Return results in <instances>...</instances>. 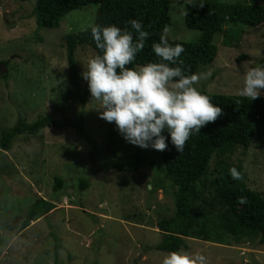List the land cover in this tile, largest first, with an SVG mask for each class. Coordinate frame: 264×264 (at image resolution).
<instances>
[{
  "label": "rangeland",
  "instance_id": "374dc122",
  "mask_svg": "<svg viewBox=\"0 0 264 264\" xmlns=\"http://www.w3.org/2000/svg\"><path fill=\"white\" fill-rule=\"evenodd\" d=\"M169 1L168 40L198 42L201 31L185 24V4L192 0ZM34 4L0 0V60L7 67L0 74V132L19 117L32 122L47 114L67 123L20 134L10 150L0 147V264H161L167 252L156 248L163 237L158 222L175 211L170 181L156 180L160 170L164 173L162 152L142 148L146 157L135 172L109 168L114 161L129 160L135 145L125 141L114 122L99 117L101 104L91 100L82 77L76 86L69 81L64 36L94 25L98 5L71 10L58 27L48 28L39 27ZM235 28L236 33L243 30L232 46L222 43V33L214 35L218 53L212 62L199 65L197 74H204L196 83L200 90L238 95L246 70L264 63V24ZM95 55L88 44L78 46L80 73ZM79 124L96 145L82 136L75 127ZM226 159L234 166L240 163L247 185L264 194V135ZM55 175L69 183L53 198ZM83 176L89 179L85 190L78 188ZM39 196L52 197L54 207L23 226L26 208ZM211 230L208 240L186 237L189 248L181 250L205 255L207 264H264L260 237L236 241L213 224Z\"/></svg>",
  "mask_w": 264,
  "mask_h": 264
},
{
  "label": "trees",
  "instance_id": "16d2710c",
  "mask_svg": "<svg viewBox=\"0 0 264 264\" xmlns=\"http://www.w3.org/2000/svg\"><path fill=\"white\" fill-rule=\"evenodd\" d=\"M89 4L98 5L94 25L116 24L121 28H130L126 22L134 18L141 21L144 30L149 32L142 50L128 67L159 59L152 52L151 46L153 42H159L162 29L171 23L169 0H35L33 13L39 27L54 28L60 25L62 18L71 10ZM185 24L201 31L199 41L169 40V43H179L183 46L184 50L179 57L183 63L180 66L185 74L190 75L198 72L199 65L210 63L216 57L218 47L213 42L216 33L223 34L222 43L225 46H232L234 37L243 30L239 29L236 33L237 24L252 29L262 26L264 3L188 1L185 4ZM227 24L232 26L227 27ZM91 27L79 32H69L64 36L69 81L74 86L79 84L81 78L76 58L78 46L88 44L97 54L100 51L92 40ZM133 35L135 38V32ZM201 91L221 107V114L215 121L203 126L199 133L191 135L182 152H177L170 142L166 149L161 151L164 173L160 170L156 180L162 183V177H165L170 181L175 207L172 216L158 222L163 237L156 248L167 253L189 248L186 240L189 236H204L203 239L208 240L206 237L212 236V224L233 235L236 241L260 237L264 243V194L247 185L240 163L234 166L232 162L226 161L238 148L250 147L254 138L264 135V95L250 101L240 95ZM25 118L19 117L15 125L0 132L2 151L10 150L12 139L20 134H35L41 129L67 123L65 119L57 120L47 114L40 115L32 122ZM75 127L84 138L94 144L81 124ZM163 134L167 138V132ZM111 141H114L113 138ZM134 149L129 160L114 161L108 167L127 172L137 171L146 156L141 147L135 145ZM214 157L216 161L214 166H211ZM231 167L241 173L240 179L231 177L228 171ZM68 183L60 175H55L52 197H59ZM78 183V188L85 190L89 186V179L80 177ZM52 197L48 199L39 196L26 208L23 226L27 225L29 219L49 213L55 205ZM238 197H244L245 203H239ZM57 247H60L59 243Z\"/></svg>",
  "mask_w": 264,
  "mask_h": 264
},
{
  "label": "clouds",
  "instance_id": "9594fccd",
  "mask_svg": "<svg viewBox=\"0 0 264 264\" xmlns=\"http://www.w3.org/2000/svg\"><path fill=\"white\" fill-rule=\"evenodd\" d=\"M126 23L130 28L116 24L91 27L92 40L100 51L83 64L80 75L87 82L91 100L101 104L99 117L114 122L126 142L158 151L165 150L170 142L180 153L189 137L215 121L222 109L196 87L204 74H185L180 66L183 61L179 60L183 46L169 43L167 27L162 29L159 42L151 46L159 59L128 67L142 50L149 32L137 19ZM262 90L264 63L246 70L238 95L251 101L264 95ZM228 171L233 179H240L241 173L235 167ZM237 199L245 203L244 197ZM161 264H207V259L201 253L176 249L164 255Z\"/></svg>",
  "mask_w": 264,
  "mask_h": 264
},
{
  "label": "water",
  "instance_id": "95a60500",
  "mask_svg": "<svg viewBox=\"0 0 264 264\" xmlns=\"http://www.w3.org/2000/svg\"><path fill=\"white\" fill-rule=\"evenodd\" d=\"M7 72L6 65L0 60V73L5 74Z\"/></svg>",
  "mask_w": 264,
  "mask_h": 264
}]
</instances>
